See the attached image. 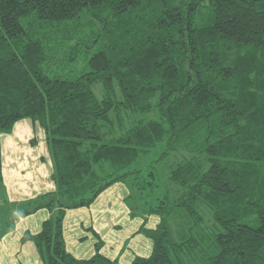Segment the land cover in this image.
Returning <instances> with one entry per match:
<instances>
[{
  "label": "trees",
  "instance_id": "trees-1",
  "mask_svg": "<svg viewBox=\"0 0 264 264\" xmlns=\"http://www.w3.org/2000/svg\"><path fill=\"white\" fill-rule=\"evenodd\" d=\"M27 120L56 187L23 212L51 213L22 238L44 264H119L96 234L91 258L69 253L64 221L127 182L153 244L133 264H264V0H0V188ZM160 146L189 154L162 196L158 166L135 169Z\"/></svg>",
  "mask_w": 264,
  "mask_h": 264
},
{
  "label": "crops",
  "instance_id": "crops-1",
  "mask_svg": "<svg viewBox=\"0 0 264 264\" xmlns=\"http://www.w3.org/2000/svg\"><path fill=\"white\" fill-rule=\"evenodd\" d=\"M16 126L12 135L3 136L2 159L4 183L7 188L6 191L0 192V198L7 200L3 207L10 204L15 206L17 203H24L55 190V184L51 181L50 161V165L48 162L44 165L39 164L42 162L38 163L40 160L44 161L42 159L46 154L49 158V152L45 154L44 151L34 152L28 147L30 132L37 130L38 127L28 120ZM38 132L43 133L39 128ZM41 165L44 167L40 168ZM122 185L116 184L109 188L90 208L67 212L64 237L67 250L76 258L89 259L94 255L96 235L104 242L102 254L111 260H118L119 264H133L136 257L151 255L152 242L145 236L137 234L143 221L130 222L125 213L128 211L125 205L123 207L125 224L129 227L123 228L119 223L122 204L128 196L123 192ZM1 206L2 204L0 208ZM2 212H0V264H44L36 247L30 242L23 243L22 238L26 233L37 234L43 222L49 218V212L41 210L29 217L17 214L16 210L12 217L10 215L13 211L10 213L9 209H5ZM154 219V217L149 219L147 225L149 229L155 228Z\"/></svg>",
  "mask_w": 264,
  "mask_h": 264
},
{
  "label": "rangeland",
  "instance_id": "rangeland-1",
  "mask_svg": "<svg viewBox=\"0 0 264 264\" xmlns=\"http://www.w3.org/2000/svg\"><path fill=\"white\" fill-rule=\"evenodd\" d=\"M95 92H96V94L99 96V97H102V89H101V87L100 86H96L95 88ZM23 122V121H22ZM35 125V124H34ZM19 126V125H18ZM21 126V125H20ZM36 128L38 127V126H35ZM17 128V126L15 127V129ZM21 128V127H20ZM38 128L43 132V133H39L38 132ZM37 128V130H33V132L31 133L30 132V135H29V137H28V147H29V149H31L30 151H34V152H36V151H44V154L45 153H47V152H49V150H48V145H47V141H46V136H45V134H44V131L40 128V127H38ZM15 129L13 130V132L11 133V135L14 133V131H15ZM29 130V129H28ZM6 137H8L7 135H5ZM5 137V138H6ZM5 140V139H4ZM6 145V144H5ZM36 145V147H34ZM27 147V146H26ZM47 150V151H46ZM163 150H164V148H163V146H160L159 148H157L155 151H153L150 155H148L147 157H145V158H142L136 165H135V169H140V170H142L144 173H147L148 171H150L151 170V168L152 167H156L157 168V166H158V178H159V182H158V184H159V189H158V191L156 192V194L157 195H164V191H165V189H166V184L168 183V181H169V170H168V163H170V164H172V163H176V162H179V161H182V160H184V159H188L189 158V154H187V153H185V152H177V153H175L174 155H171V157H170V160L167 162V161H161V162H159V158H160V155H161V153L163 152ZM46 157L45 158H43L42 160H44V161H38V163L39 162H42V163H39V164H45L46 162H48L49 163V161H50V163H51V166H52V172H51V178H52V174H53V162H52V160H51V158H50V156H49V158H48V154H46L45 155ZM158 161V163L159 164H157L156 162ZM50 163H49V165H50ZM2 164H3V159H2ZM42 166V165H41ZM44 166H42V167H40V168H43ZM2 174H3V184L1 185V188H0V192L1 191H6V186H5V183H4V172L2 171ZM50 177V176H49ZM51 181H52V179H51ZM142 180H140L139 182H141ZM53 183V182H52ZM22 188H23V186H22ZM21 188V189H22ZM122 190H123V192H125V193H127V198H126V200L129 198V196H131L132 198H135V196L134 195H138V194H140L139 193V191H138V189H137V187L135 186V184L134 185H132L130 182H127L126 184H123L122 185ZM56 191V187H55V190L53 191V192H48V193H45V194H49V193H54ZM45 194H42V195H45ZM42 195H38V196H36L35 198H33V199H30V200H28V201H26V202H24V203H17L18 205H15V206H12V204H10V205H8V206H6V207H3L4 206V204H6L7 203V200H6V198H0V204H2V206H1V208H0V212L1 213H3L2 212V210H7V209H9L10 210V213H11V217L13 216V213L15 212V210L17 211V214H19V215H21V216H24L23 215V212L24 211H26V210H30V209H32V205L34 204V202L37 200V198L39 197V196H42ZM147 195H149V193H147ZM160 196V197H161ZM137 198V197H136ZM148 198V197H147ZM157 197H155V198H151V201H154L155 199H156ZM149 200H150V198H148ZM130 201V200H129ZM129 201H127V202H125L124 204H122V213H121V219L119 220V223L120 224H122L123 225V228L124 227H126V229L129 227V225H126L125 224V214H124V205H125V209H127L128 211H126L125 213L127 214V217L129 218V221L130 222H141V221H143L145 218H146V215H147V213H146V207H142V205L140 204V205H138V204H136L137 206H139V208H137L136 209V212H138V213H135V212H133L132 213V211H131V209H132V207H133V202H129ZM13 209V210H12ZM12 210V211H11ZM41 210H45V211H48L49 212V210H47V209H41ZM41 210H39V211H41ZM39 211H37V212H39ZM72 211H75V210H72ZM36 212V213H37ZM35 214V213H34ZM133 214V215H132ZM135 214V215H134ZM142 215H143V217H142ZM29 216H32V215H27V216H24V217H29ZM51 216V213L49 212V217ZM152 218V217H151ZM150 218V219H151ZM155 219H154V226L156 227L157 226V224H158V218L157 217H154ZM0 219H1V217H0ZM49 219V218H48ZM115 219H117L116 217H115ZM13 220L15 221V219L13 218ZM129 222V223H130ZM6 223H7V221H6ZM9 223V222H8ZM125 225V226H124ZM32 235H35V234H32ZM151 241V240H150ZM30 243H32V242H30ZM33 244V243H32ZM34 245V244H33ZM35 246V245H34Z\"/></svg>",
  "mask_w": 264,
  "mask_h": 264
}]
</instances>
